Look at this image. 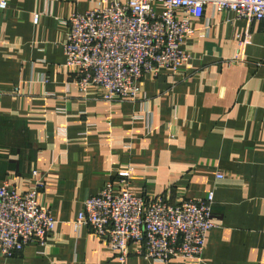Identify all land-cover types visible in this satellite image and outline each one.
I'll list each match as a JSON object with an SVG mask.
<instances>
[{
  "label": "crops",
  "instance_id": "1",
  "mask_svg": "<svg viewBox=\"0 0 264 264\" xmlns=\"http://www.w3.org/2000/svg\"><path fill=\"white\" fill-rule=\"evenodd\" d=\"M98 6L10 0L0 13V184L24 194L39 171L38 203L56 220L44 247L0 252V264H156L133 246L120 261L87 226L74 234L83 201L108 184L170 204L214 193L202 257L169 264H264V21L208 6L186 67L146 75L137 102L107 103L80 90L64 54L65 21Z\"/></svg>",
  "mask_w": 264,
  "mask_h": 264
},
{
  "label": "built area",
  "instance_id": "2",
  "mask_svg": "<svg viewBox=\"0 0 264 264\" xmlns=\"http://www.w3.org/2000/svg\"><path fill=\"white\" fill-rule=\"evenodd\" d=\"M54 1L75 4L81 0ZM89 1L99 6L65 21L70 28L64 45L66 66L74 70L80 90L95 87L107 103L137 102L142 99L140 83L146 75L156 78L164 71L176 73L186 67L190 56L183 51V43L195 34L193 25L204 18L208 6L218 13H234L249 25L264 21V0ZM9 7L10 0H0V13ZM42 15H34L35 24ZM240 44L244 52L246 40ZM32 176L34 184L24 194L7 182L0 184V252L6 258L30 244L44 247L55 230L52 211L38 203L44 179L39 171ZM213 206V192L202 199L170 204L128 191L115 193L108 184L83 201L72 229L75 234L85 226L91 228L122 262L132 246L135 255L156 264L176 258L197 261L216 227Z\"/></svg>",
  "mask_w": 264,
  "mask_h": 264
}]
</instances>
